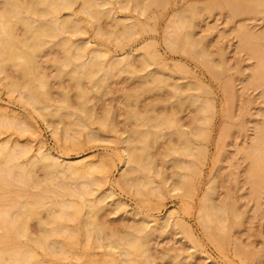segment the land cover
Listing matches in <instances>:
<instances>
[{"label":"rangeland","instance_id":"obj_1","mask_svg":"<svg viewBox=\"0 0 264 264\" xmlns=\"http://www.w3.org/2000/svg\"><path fill=\"white\" fill-rule=\"evenodd\" d=\"M106 1L108 4L103 9L109 13L94 20L81 10V0H72L69 7L60 8V13L69 14L81 27L69 36L71 47L85 46L83 56L69 66L80 68L90 57L99 55L103 70L114 58H130L134 71L128 67H124L127 70L114 68L97 85L85 78L76 80L69 74L57 73L58 69L65 72L69 68L61 64L62 50L57 46L47 48L38 60L48 81V96L40 95L35 104L26 101L24 92L12 90L8 85L6 76L16 78V70L8 67L4 73L0 72V161L9 160L4 166L17 171L40 153H46L56 159L58 169L68 163L92 162L98 167L85 176H69L65 180L66 191L58 187V179L35 187L12 174H0V219H8L7 215L21 203L34 209L42 219L49 215V209L73 214V217L67 215L63 225L54 229L53 238L65 243V254H55L42 244L31 243L12 225L7 237L0 240V253L6 257L17 249L19 254L14 256L18 257L21 253L34 252L43 263L32 264H123L121 260L126 253L123 244L112 248L84 226L85 204H98L103 197L97 218L106 233L115 230L122 235L123 227L137 228L144 219L150 231L166 215L172 217L171 223L178 222L177 226L167 225L149 233L145 239L146 251L131 253L129 264H264V187L255 192L248 175V152L258 128L264 125V86L251 81L258 55L243 47L240 37L246 32L245 27L264 34V12L252 10V4L246 7L249 2L244 8L252 11L240 10L241 3L236 0H145L150 2L145 13L138 8L140 5L136 6L144 0H124L122 4L119 0ZM232 1L239 9L237 5L225 6ZM180 12L190 23L195 45L185 41V31L175 22ZM122 22L132 26L131 37L122 34L125 32ZM22 31L19 27L18 34ZM174 32L179 40L177 48L171 49L168 38ZM184 42L188 51L181 49ZM154 78H162L163 85H154ZM167 82L173 87L176 84L177 90H171L168 86L172 85ZM81 89L89 99L87 106L93 105L88 114L76 109ZM62 91L71 105L66 109L84 119L88 131L99 134L95 132L91 138L87 129L76 127L79 132L74 134L75 139L66 138L63 128L70 118H43L35 109L43 104L57 107ZM198 103L207 106V111L201 114L202 121L195 111ZM95 113L101 117H95ZM139 114L144 115L143 119L150 115L153 118L174 115L178 121L177 125L165 122L158 126L159 131L154 119L143 122ZM142 126H150L146 129L156 130L159 137L148 148L151 160L155 159L154 168H138L139 175H135V171L127 172L125 150L136 145L133 131L143 130ZM194 126L203 131L201 136L191 135ZM177 130L186 135L196 152L176 156L175 147L181 146ZM126 140L132 144L127 146ZM176 158L183 159L188 166L177 167ZM35 173L42 178V170ZM127 176L130 179L144 176L148 184H141L139 179H136L139 183L131 180L136 185L126 183ZM86 181L91 183L90 193L72 190ZM179 181L180 188L176 185ZM207 196L209 203L224 204L237 217L229 213L228 225L225 223L223 227L218 223L222 227H215V217L204 206L208 204ZM38 222V218L28 221L33 235L38 232ZM205 222L211 230L217 229L214 240L204 228ZM4 232L0 228V235Z\"/></svg>","mask_w":264,"mask_h":264},{"label":"bare ground","instance_id":"obj_2","mask_svg":"<svg viewBox=\"0 0 264 264\" xmlns=\"http://www.w3.org/2000/svg\"><path fill=\"white\" fill-rule=\"evenodd\" d=\"M149 1L158 2L159 0H149ZM149 1H145V0L144 2L141 1L142 4H140V2L138 1L139 4L138 3L137 4L134 3V4H136V6L140 5V7L138 6V8L141 10L142 13H145L146 12L145 10L147 9L149 10V5H150ZM240 1L236 0L238 4L241 3V5L239 4L240 10H245L246 8L244 7L249 2L250 4H248L246 7H250L249 5L252 4V7H251L252 10L257 9V11L260 13L264 12V0H245L246 3L242 0ZM119 2H121L120 4H122L124 0L122 1L119 0ZM237 3L232 1L230 3L228 2L225 6H228V4H231L233 8V5H237ZM244 3L245 5L242 6ZM71 4H72V0H28V1L1 0V5H0V72L4 73L6 71L5 69L8 67L13 68L14 70L17 71L18 76L16 78H11V77L6 76V79L8 80L7 83L12 90H16V91L18 90V91L24 92L23 97L26 99L28 103L35 104L36 102H38L40 95L48 96V91H49L48 84H47L48 81H46L47 80L45 76L46 74L42 72L41 65L38 60L39 59L38 57H40L39 54H41L42 51L47 48H53L54 46H57L58 48L62 50L63 58H62L61 64L62 66L69 67V68L65 72L58 69L57 73L59 75L63 73L69 74L70 77L76 80L85 78V79H88L90 83L92 82L96 84V83H99L100 81L107 79L108 74H110L111 70H114V68L115 69L118 68L119 70V68L128 67L131 70V72L134 71L133 70L134 66H132L133 63H131L132 61H130V58H126V59L125 58L123 59L114 58L108 63V66L106 67L107 69L103 70L102 64H101L102 62L99 60V55H93L92 57H90L89 60L84 62L80 68H77L75 66H69L70 64H72L73 61L79 60L85 52V46L77 44L76 46H74V48H72L69 42V36L77 32L78 30H81V27L78 21L71 18L69 14H63L59 12L60 8H67ZM107 4L108 2L106 0H99V1L81 0V10L85 12L86 14H88V16L92 20L97 19V18L100 19L101 17H99V15L109 13L107 9L105 8L103 9V6ZM236 7L239 9L238 5ZM249 9L247 8L246 11L247 12L252 11ZM29 16L36 17L38 19L37 22H35ZM175 22L179 29L185 31L184 33L185 41L190 43L191 45L193 44L195 45V43L193 42L194 40L192 38L191 32L189 31L190 23L183 19V17L181 16V12L177 15ZM122 24L125 27L124 28L125 32L123 31L122 34H125L128 37H131L133 34L132 26L125 24V22L124 23L122 22ZM19 27L23 29L21 35L18 34ZM248 29H246L245 27L246 32H243L242 36H240L241 44L243 47H246L247 49L255 52L258 55L256 65L254 68V72L251 77V81L254 82L256 85L264 86V55L262 54L263 52L262 50L264 49V44H261V41L264 39V34L260 33V31L253 32V30L249 31ZM111 34H113V32ZM168 39H169L168 41L169 47L171 49H176L177 42L179 40L178 35L174 32L172 35H170ZM186 42H184L183 45H181V49L184 51H188V47H186L185 45ZM202 54L204 53L202 52ZM144 59L146 61L148 60L147 58H144ZM123 70H127V69L124 68ZM98 73H101V75L96 76V74ZM161 79L162 78H154L153 80L154 85L156 86L161 85L162 83ZM169 84H171V82ZM171 85L172 86L170 85L169 86L167 85V86L169 88L171 87V90L176 91L177 85L175 84V87H173L174 86L173 84ZM81 90H79L80 93L78 94V97L80 99L78 98L79 101H78V105L76 109L80 113L88 114L90 113V110L93 109L92 108L93 105L92 106L90 105L91 107L87 106L88 103L86 104V102L89 99H87V96H86L87 94L84 92V90L82 91ZM65 94L66 93L62 91V96L60 100L58 101L57 107L51 108L49 107L50 106L49 104H43L41 106L36 107L35 109L39 112V114L43 118H46L48 116H58L59 118H64V117L70 118L71 121L68 122V125H66L65 128H63V131L66 135V138H70L74 140L75 139L74 134L79 132L77 131L78 129L76 130V127L78 128L82 127V129L83 128L87 129L88 125H87V122H85V120L79 117L75 112H70V110L66 109L68 106L70 107L71 105L69 103L68 97ZM193 102L195 103L196 101L194 100ZM61 105H63V107H61ZM195 111H197L196 113L199 114V115L196 114V116L198 115L200 117V121H202L201 118H203V116L201 117V114H204V112L207 111V106H204L203 104L198 103L196 105ZM133 114H136L135 111ZM108 115L110 114H107V116ZM139 115L141 116L143 122L145 119L147 120L151 119L152 121L154 119L155 122L153 123L157 127L164 124L165 122L171 123L172 125L173 124L177 125V121H178L177 120L178 118L177 117L175 118L174 115L169 116V117L164 115L163 118H161L162 116H158V117L154 116L153 118V115L152 117L150 115L151 117L150 118L149 116L147 117L146 115L145 117L147 118L145 119H143L144 115L142 114H139ZM94 116L101 117L99 115L97 116L96 113ZM107 116H104V117L107 119L111 118V116L109 117ZM198 116L196 117V120H198L199 118ZM139 118L140 117H138V119ZM97 119H100L101 121L102 118H97ZM101 122L105 123L103 120ZM103 123H100V124L105 126ZM142 125H144V123ZM142 127H143V130L141 128H140L141 130H138L139 129L138 128L137 130L135 129L133 131L135 134L133 143L134 144L136 143V145L134 146L132 145L131 147L130 145L132 144V141L130 143L129 141L126 140L127 146H130L128 147V150L127 149L125 150L128 153L126 154L127 159L125 160V163L127 162L129 165V169L127 168L126 169H127V172L128 170L129 172H133V173L135 171V175L137 174L139 175L138 171L136 173V169L138 168L150 169V167L154 168L152 167V165L153 166L155 165L154 162L152 163V161H154L155 159L151 160V157H150L151 154L149 155V153H151L149 152L151 151V149H148V148L151 147V145L153 144L152 142L157 137H159V134L156 133V130L157 129L159 130V127L157 129L156 127L153 128V129H156L154 132L152 131L153 130L152 126L150 127L152 129L151 131L146 129L147 126H142ZM144 127L146 130H144ZM194 127L192 128L193 131L191 132V135L201 136L203 134V131L197 128L198 126L195 128ZM88 132H87L89 135L88 137L91 136L92 138V136L94 137L93 134H95V132L97 131L89 130ZM175 132L178 135V142L181 144L179 148L175 145L177 149L174 146L175 151L173 149L174 152L178 151L180 153L178 154L177 152V155H176L177 157H179L181 154H193L194 152H196V150H194L195 148L191 146L189 140L187 139L186 135L183 134V132L179 130ZM97 133L99 134V132ZM97 136L98 138L101 137V135L100 136L97 135ZM128 143L130 145H128ZM179 143L178 145H180ZM248 156L250 158V166L248 169V175H249V178L251 179L254 191L257 192L259 188L264 187V125L258 128V131L253 139L250 150L248 152ZM176 159L180 163V164L179 163L176 164L177 167L180 166L181 168H185L188 166L184 162L183 159L181 161L179 160V158H176ZM8 161H9L8 159H4V161L2 162L0 161V174L2 173H4L5 175L12 174V177L19 179V180H23L25 183H28L29 185H32L35 187L39 186L42 183H44L45 185H48L52 183L53 181H55L56 179H58L57 181L58 187L64 191L68 189L67 183L65 180L69 176L71 175L85 176L86 174L94 173V169L98 168L95 164L90 162L85 165H77L73 163H68L63 168L58 169L56 159H54L51 155L46 154V153H40L39 156L34 158L29 163L28 166L21 168L20 170H17V171H13L7 166H4L7 164ZM101 168L102 166H100L99 169ZM37 169L42 170L43 172L42 178H39L38 176H36L35 171ZM126 169L123 170V173L124 171H126ZM127 172L124 174L126 175ZM133 175H131V177ZM121 176H123V174ZM141 177L142 178L140 177L138 178L135 176L130 179V176L129 177L127 176L124 179V181L125 182L130 181L129 184L136 185L132 182L135 179V183H137L138 180L136 181V179H139L141 184L147 186L148 184L147 179H145L144 176H141ZM128 178L130 180H126ZM95 183H98V181H95ZM180 183L176 184V185H179L178 188H180V186L182 185V183L181 184ZM136 189L139 190L138 188ZM72 190L74 191L76 190L80 194L90 193L92 191L91 183L89 181L81 182L79 186L76 185L74 188H72ZM206 198L207 199H205V201L210 200L209 196H207ZM103 201H104L103 197H101L98 200V204L96 203L95 204L94 203L85 204L84 206V214H85L84 226L91 232L96 233L100 240H104L105 243L112 248H116V246L120 243L123 244V246L126 248V253L124 254V257L121 260L123 264H129V261L132 259L131 253L134 254L137 250H140V249L142 251H146L145 245H147L146 244L147 240L145 239H147L146 238L147 236L148 237L150 236L151 232L155 230H159V229L161 230L162 228H164V226L166 227L167 225H171V226L178 225V222L176 221L171 223L172 221H170V218L172 217L169 215H166L162 218L161 222H158L154 226V228L149 229L150 231L146 229V220L144 219L142 220L143 221L142 225H139V226L137 225L138 226L137 228L136 226H132L130 228H134V227L135 228L130 230L129 227L128 228L126 227L125 228L126 230H125L123 227L121 233H124V234L122 235H120V233L118 234L117 231H116L117 232L116 234L115 230L114 232H112L113 230H108V233L111 232L108 234L105 232L106 230L104 231L105 226H103L98 221V218H97V212L99 210V205L104 203ZM206 203L208 204L204 206L206 207V209L210 210L211 214L215 217L214 218V221H216L215 224L217 223L216 225H218L219 223L224 227L226 223V226H227L228 225L227 219L229 218L228 214L230 213L234 215L235 214L233 212L234 210H232V213H231V211L229 212L228 208H226V205L224 206V204L212 205V203H209V201ZM48 211H49V215L46 218L42 219L41 217L38 216V213L34 209H31L25 203H21V205L13 213H9L7 215L8 219H3L4 217L0 219V228H4V231H5L2 235H0V240H3L7 237L10 231L9 225H12V227L15 228L16 231L20 235L27 236L31 243L42 244L46 247L47 250L55 254H65L66 252L65 243L63 241L58 242L56 239L53 238V236H54V229L56 227L63 225L65 218H67L66 216L69 214L68 212L63 211L61 209H59L57 212L51 211L50 209ZM205 215L208 216L209 213H206ZM0 216H2L1 212H0ZM204 216L201 215L202 219L204 218ZM68 217H73V214H70ZM31 218H38L39 220L38 232L36 235L31 234L29 227H28V221ZM216 225L215 227L217 228L222 227L221 225H218V226ZM204 228L207 229V232L211 233L210 237L214 240L213 236L215 235V231H217V229L215 228V231L213 229L211 230L212 227L210 228L209 224L207 223L204 224ZM219 231H222V230H219ZM139 233L140 235H138ZM136 234L138 235V237L136 236ZM219 235L215 237L219 239V237H221L223 234L221 235V232H219ZM216 238H215V241H216ZM221 238L223 239L224 237H221ZM221 238L219 240H221ZM17 254H19V251L17 249L10 251L6 255V257H4L2 253H0V264H32L34 262L43 263L34 252H25L23 254L21 253L18 257H15L14 255H17ZM4 260H5V263H2V261Z\"/></svg>","mask_w":264,"mask_h":264}]
</instances>
